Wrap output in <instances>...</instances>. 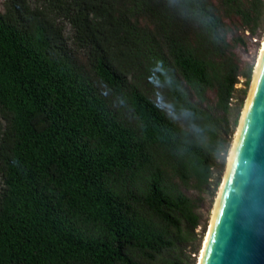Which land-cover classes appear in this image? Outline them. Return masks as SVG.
Segmentation results:
<instances>
[{
  "label": "trees",
  "instance_id": "16d2710c",
  "mask_svg": "<svg viewBox=\"0 0 264 264\" xmlns=\"http://www.w3.org/2000/svg\"><path fill=\"white\" fill-rule=\"evenodd\" d=\"M263 31L264 0H0V264H195Z\"/></svg>",
  "mask_w": 264,
  "mask_h": 264
},
{
  "label": "water",
  "instance_id": "95a60500",
  "mask_svg": "<svg viewBox=\"0 0 264 264\" xmlns=\"http://www.w3.org/2000/svg\"><path fill=\"white\" fill-rule=\"evenodd\" d=\"M204 264H264V63Z\"/></svg>",
  "mask_w": 264,
  "mask_h": 264
},
{
  "label": "rangeland",
  "instance_id": "374dc122",
  "mask_svg": "<svg viewBox=\"0 0 264 264\" xmlns=\"http://www.w3.org/2000/svg\"><path fill=\"white\" fill-rule=\"evenodd\" d=\"M264 39V31L261 32V35H260V44H259V47H257V49L255 50L254 47H249V54H245V53H242L241 52V56L243 57V61L245 63V66L247 68L251 67L253 68V73H252V80H253V75H254V72H255V68H256V63H257V60H258V56H259V52H260V48L262 46V41ZM252 80H251V84H252ZM243 79H240V84L237 86V88H243ZM250 84V86H251ZM250 90V87L248 89V92ZM248 92H247V95L246 97L244 98L243 96H238V100H242L243 103L240 104V101L238 103H236V101H234L233 103V107H232V113H231V117H230V122H231V125L233 126L235 124V127H234V134L232 136V139H231V143H230V146H229V149L227 151V153L225 154V156H223L224 154V151L222 150V154L217 156L216 157V162H217V171H216V174L217 176L219 175V172L221 174V180H220V186L215 194L214 197H211V196H201V198L203 199V203H202V206L199 210V213L201 214L202 216V225L203 224H206V233H207V230L209 228V225H210V222H211V218H212V215H213V211H214V207H215V204H216V201H217V198H218V195H219V189L221 188V185H222V182H223V177H224V174H225V170H226V167H227V163H228V160H229V155H230V152H231V149L233 147V144H234V141H235V137H236V133L238 131V127H239V123H240V119L242 117V114H243V109L245 107V103H246V100H247V97H248ZM236 121V123H235ZM224 159V160H223ZM224 166V167H223ZM186 194L190 197H193V198H197V193L195 192V190L193 189H190L186 192ZM205 233V235H206ZM205 238V236H204ZM203 238V240H204ZM203 240L201 242V245H200V250H199V253L198 255L196 256L195 260V264L197 263V260H198V256L201 252V249H202V246H203Z\"/></svg>",
  "mask_w": 264,
  "mask_h": 264
},
{
  "label": "bare ground",
  "instance_id": "6f19581e",
  "mask_svg": "<svg viewBox=\"0 0 264 264\" xmlns=\"http://www.w3.org/2000/svg\"><path fill=\"white\" fill-rule=\"evenodd\" d=\"M263 63H264V39L262 41V46L260 48L258 60H257V63H256L255 72H254V75H253L252 84H251L250 90L248 92V97H247V100H246V103H245V107L243 109L242 117L240 119V123H239L238 131L236 133L235 141H234L233 147H232L230 155H229V160H228L227 167H226V170H225V174H224V177H223V182H222L221 188L219 189V195H218L215 207H214V211H213V215H212V218H211V222H210L209 228L207 230V233L205 235V238L203 240V246H202L201 252H200V254L198 256V260H197L196 264H204V262H205L206 254H207V251H208V248H209V244H210V241H211V237H212V234H213L215 220H216V217H217L218 212H219V208H220V205H221V201H222L223 195L225 193V189H226V185H227L228 179H229V177L231 175L232 167H233L234 160H235V157H236L238 144H239V141H240L241 136L243 134V130H244L245 123H246V120H247L248 112H249V109H250V106H251V103H252V99H253V95H254V89H255V86H256V84H257V82L259 80V77H260V74H261V71H262V67H263Z\"/></svg>",
  "mask_w": 264,
  "mask_h": 264
}]
</instances>
